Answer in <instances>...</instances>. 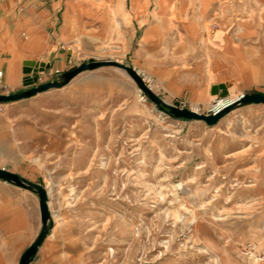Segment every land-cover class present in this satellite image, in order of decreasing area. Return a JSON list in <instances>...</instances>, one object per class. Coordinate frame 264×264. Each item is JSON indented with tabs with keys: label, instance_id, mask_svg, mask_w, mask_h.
<instances>
[{
	"label": "rangeland",
	"instance_id": "1",
	"mask_svg": "<svg viewBox=\"0 0 264 264\" xmlns=\"http://www.w3.org/2000/svg\"><path fill=\"white\" fill-rule=\"evenodd\" d=\"M75 2L92 14L83 16L80 34L68 30L61 66L50 74L35 62L36 73L0 94L53 82L90 61L136 64L140 28L150 32L144 52L188 80L198 63L193 104L164 101L140 74L165 103L209 115L210 100L225 107L243 95L264 96V0H138L136 9L130 0ZM96 23L106 27L99 39ZM16 102L40 130L53 128L54 153L49 163L40 158L35 183L58 228L78 234L82 264H264L239 256L249 240L264 244V104L234 109L213 126L174 119L115 67Z\"/></svg>",
	"mask_w": 264,
	"mask_h": 264
},
{
	"label": "crops",
	"instance_id": "2",
	"mask_svg": "<svg viewBox=\"0 0 264 264\" xmlns=\"http://www.w3.org/2000/svg\"><path fill=\"white\" fill-rule=\"evenodd\" d=\"M137 5L138 0H130V8L136 9ZM161 5H164V0H160ZM201 6L203 15L206 3L203 2ZM91 14V9L75 0L63 3L55 0H0V88H5L4 93L19 87L26 61H43L41 66L44 68L39 67L41 70L52 74L55 69L56 72L64 59L60 52L63 39L71 36L68 30L74 28L80 34L86 28L83 16ZM94 29L98 39L100 34L106 32L103 24L96 23ZM136 33L137 47L131 57L136 64L131 63V66L142 76L151 78L164 101L173 103L182 98L190 104L197 101L198 63H192L190 72L194 79L188 80V74L182 69L144 52L143 48L151 43L149 31L137 28L134 35ZM148 59L156 62L148 66L144 63ZM212 85L211 93L214 94L215 84ZM208 92L203 91L202 100L207 99ZM24 106L20 102L0 106V169L35 183L39 182L37 170L40 158L44 160L46 157L49 163V154L54 153L55 139L53 128L40 130L30 121L32 111L24 109ZM40 228L37 196L0 179V264H19L22 254L34 242ZM83 257L78 234L73 235L66 229L58 228L52 218V228L29 264H82Z\"/></svg>",
	"mask_w": 264,
	"mask_h": 264
},
{
	"label": "water",
	"instance_id": "3",
	"mask_svg": "<svg viewBox=\"0 0 264 264\" xmlns=\"http://www.w3.org/2000/svg\"><path fill=\"white\" fill-rule=\"evenodd\" d=\"M39 67L40 65L33 61H26L24 62L23 73H36ZM102 67H115L122 70L133 81V83L138 87V89L142 92L143 96L147 100L152 102L157 109L167 113L174 119L203 121L207 126H213L218 122L219 119H221L234 109L252 104H264V96L258 93H252L243 95L233 103L209 115L198 114L192 110L180 109L178 107L165 103L154 92H152L151 88L145 83L144 78L133 67L121 64L117 61L106 60L83 63L70 71L62 73L55 81L39 85L35 88H31L14 94H0V105L27 99L49 89H58L68 84L78 74L86 71H93ZM225 94L226 92L222 91L221 96H224ZM0 179L12 186L30 191L31 193L35 194L39 200L41 222L40 231L34 242L25 250L19 260V264H29V262L35 256L38 247L42 244L44 238L49 234L52 228V216L48 208L47 192L40 184L28 181L27 179L18 176L17 174L8 172L3 169H0Z\"/></svg>",
	"mask_w": 264,
	"mask_h": 264
},
{
	"label": "built area",
	"instance_id": "4",
	"mask_svg": "<svg viewBox=\"0 0 264 264\" xmlns=\"http://www.w3.org/2000/svg\"><path fill=\"white\" fill-rule=\"evenodd\" d=\"M1 76V73H0ZM1 87V86H0ZM185 102L179 101L178 108L184 109ZM223 107L221 101H212L208 105V111L213 114ZM239 256L250 262H264V244H257L256 242L249 240L242 246Z\"/></svg>",
	"mask_w": 264,
	"mask_h": 264
}]
</instances>
